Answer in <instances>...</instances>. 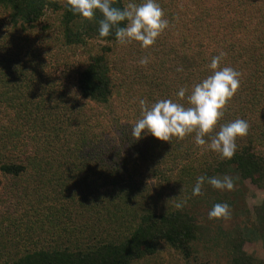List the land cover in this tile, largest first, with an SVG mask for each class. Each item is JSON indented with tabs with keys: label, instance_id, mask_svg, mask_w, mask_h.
<instances>
[{
	"label": "trees",
	"instance_id": "trees-1",
	"mask_svg": "<svg viewBox=\"0 0 264 264\" xmlns=\"http://www.w3.org/2000/svg\"><path fill=\"white\" fill-rule=\"evenodd\" d=\"M129 2L143 0L113 6ZM156 2L169 26L145 49L120 44L114 29L100 37L102 14L87 21L67 0H0V264H218L199 259L198 241L223 264H264L242 249L241 227L215 233L190 210L203 196L211 208L236 202L207 182L193 196L200 176L264 190V0ZM46 11L54 19L43 22ZM221 52L240 87L219 124L249 125L231 160L194 133L171 143L132 137L141 99L189 106ZM252 214L264 245V197Z\"/></svg>",
	"mask_w": 264,
	"mask_h": 264
},
{
	"label": "clouds",
	"instance_id": "clouds-1",
	"mask_svg": "<svg viewBox=\"0 0 264 264\" xmlns=\"http://www.w3.org/2000/svg\"><path fill=\"white\" fill-rule=\"evenodd\" d=\"M67 4L73 14H79L90 22L96 19L97 11L101 13L99 36L108 37L114 29L116 39L122 45L136 41L147 49L156 43L157 38L169 26L168 20L164 18L165 13L156 0H143L139 5L129 2L123 9L113 6V0H67ZM122 22H127L126 26H121ZM225 55L226 53L221 52L212 58L209 65L212 74L194 86L187 96L189 106L185 107L171 99H162L149 106L145 99H141V118L132 128V137L139 140L143 138L142 133L147 132L159 141L171 143L173 138L183 140L194 133L198 146L207 144L208 148L219 153L222 158L231 160L235 155L237 138L248 134L249 125L243 119L219 124L228 102L240 87V73L228 66L220 67ZM148 63L147 57L139 60L142 66H147ZM177 71H182V68ZM186 91L185 88L178 91L180 100L185 98ZM74 92L75 89L70 95ZM56 103L53 99V104ZM205 182L218 190L232 191L235 187L229 176H200L193 188V196L203 194L202 186ZM183 206L182 203L176 205L177 208ZM208 217L225 222L230 220L229 205L215 204Z\"/></svg>",
	"mask_w": 264,
	"mask_h": 264
},
{
	"label": "rangeland",
	"instance_id": "rangeland-1",
	"mask_svg": "<svg viewBox=\"0 0 264 264\" xmlns=\"http://www.w3.org/2000/svg\"><path fill=\"white\" fill-rule=\"evenodd\" d=\"M43 22H48L51 19H54V14L50 11H46L43 15ZM15 70V68H14ZM31 77L28 74V70L22 73L21 79H30ZM22 80V82H23ZM11 154L16 155L17 153L12 152ZM224 176H221V178ZM234 190H218L219 192L228 193L229 196L234 195L236 202L230 207L231 210V219L228 221L209 219L208 213L212 209L208 206L207 202H213L212 197L203 196L194 206L190 208L191 212L195 214L199 223L202 226H208L210 229H213L215 233L220 231H225L230 229L232 226L237 225L241 227L244 231L246 241L242 245V249L247 253L251 254L254 257L263 259L264 258V245L255 239L252 234L250 224L253 222L254 217L252 214V209L254 206L258 205L261 199L264 197V190L257 189L253 184L248 180L242 182H234ZM238 194V195H236ZM237 207H242L248 211L247 214H239V216H234L233 211ZM75 208H73L74 210ZM197 250L200 260H210L212 262H217L218 264H223L224 259L217 253V249L211 245H205L202 242L194 243Z\"/></svg>",
	"mask_w": 264,
	"mask_h": 264
}]
</instances>
